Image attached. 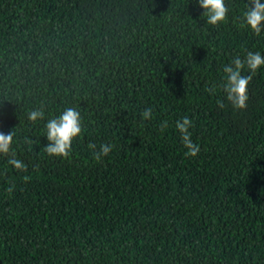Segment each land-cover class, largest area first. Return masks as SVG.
Listing matches in <instances>:
<instances>
[{"label":"trees","instance_id":"trees-1","mask_svg":"<svg viewBox=\"0 0 264 264\" xmlns=\"http://www.w3.org/2000/svg\"><path fill=\"white\" fill-rule=\"evenodd\" d=\"M225 4L213 26L197 0H0V264H264V65L242 70L244 109L223 72L264 55V30L243 22L249 0ZM67 108L82 132L49 156Z\"/></svg>","mask_w":264,"mask_h":264},{"label":"clouds","instance_id":"clouds-1","mask_svg":"<svg viewBox=\"0 0 264 264\" xmlns=\"http://www.w3.org/2000/svg\"><path fill=\"white\" fill-rule=\"evenodd\" d=\"M197 3L204 9L203 16L206 17V23L209 25H218L225 21L228 16L229 8L225 4V0H197ZM243 22L256 35H260L264 30V3L261 0H249L247 11L243 13ZM247 66L251 72H256L258 68L264 65V55L259 52L249 51L244 59L236 57L223 68L225 83L224 90L226 99L236 109H244L247 107L248 100V84L251 76L242 75V70ZM221 106H223L221 104ZM44 110L34 109L28 114V119L36 122L44 118ZM141 116L145 119H151L152 109L146 108L142 111ZM192 126V121L187 116L181 121L176 122V127L182 134V142L187 149L185 156L195 157L199 152V147L191 140V133L188 129ZM163 127H167V122H163ZM46 138L48 143L44 146V151L49 156L68 157L71 153L72 142L82 132V117L75 108H67L60 116L47 120L45 124ZM14 139V133L10 131L5 134L0 132V154L8 155L11 152ZM30 142V141H29ZM90 148L93 150V159L97 162L103 160L112 151V145L101 143L99 147L92 144ZM14 157V153H13ZM9 163L14 165L18 170H26V165L22 161L12 158ZM12 188H9V192Z\"/></svg>","mask_w":264,"mask_h":264}]
</instances>
